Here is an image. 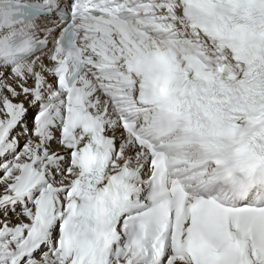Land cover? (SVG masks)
<instances>
[{"label":"snow or ice","instance_id":"1","mask_svg":"<svg viewBox=\"0 0 264 264\" xmlns=\"http://www.w3.org/2000/svg\"><path fill=\"white\" fill-rule=\"evenodd\" d=\"M0 264H264V0H0Z\"/></svg>","mask_w":264,"mask_h":264}]
</instances>
